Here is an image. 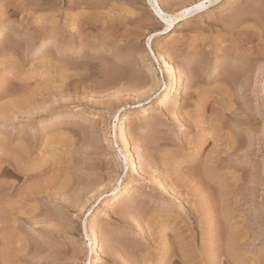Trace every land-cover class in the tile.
Listing matches in <instances>:
<instances>
[{
	"label": "rangeland",
	"instance_id": "rangeland-1",
	"mask_svg": "<svg viewBox=\"0 0 264 264\" xmlns=\"http://www.w3.org/2000/svg\"><path fill=\"white\" fill-rule=\"evenodd\" d=\"M149 4L0 0V264H264V0Z\"/></svg>",
	"mask_w": 264,
	"mask_h": 264
},
{
	"label": "bare ground",
	"instance_id": "bare-ground-1",
	"mask_svg": "<svg viewBox=\"0 0 264 264\" xmlns=\"http://www.w3.org/2000/svg\"><path fill=\"white\" fill-rule=\"evenodd\" d=\"M150 2L149 6H151L152 11L155 12V14L159 17V19L161 20L162 23H164L167 26V29L169 31L168 35L171 34L174 29L176 28L177 24L179 23L180 20L185 19L186 17L190 16V15H194L200 12L202 13V11L204 9H206L208 7V5H212L215 1L217 2L218 0H208V1H204L201 0L200 2H198L196 5L193 4V6L191 7H186L184 8V10L179 14H169L167 12H165V10L162 8V4H160L161 2L159 0H148ZM196 17V16H195ZM194 18V17H193ZM161 61L163 62V64L165 65V67H167V79L171 80L170 83L175 84L176 87L178 88V91L176 93V98L173 101L174 104L176 105H180L183 103V99H184V95L183 92H181V88H184V84L185 81L182 77L178 78L176 75V70L174 69V67L170 64L169 60L167 59V57L165 55H161ZM78 82V81H77ZM85 88V87H84ZM172 91L169 88V86H167L164 95L159 99L160 101V107L161 109L166 110L169 107V103L172 99L171 95ZM125 120H122V127L121 130L122 132V138L127 140V134H126V130L124 129V124H125ZM130 163L133 165L134 169L138 168L137 166V162H136V158L134 155L131 154L130 156ZM114 192V191H113ZM130 192L129 190H116L113 193V200L111 202V208H114L115 206H117L120 202V200L122 198H125L126 195H128ZM126 199V198H125ZM97 218V217H96ZM91 237H92V243L91 246L93 247V249H95L98 254L102 253L101 252V243L98 237V226H97V221L94 218V224L91 228ZM103 248V247H102ZM103 251V250H102ZM99 256V255H98Z\"/></svg>",
	"mask_w": 264,
	"mask_h": 264
}]
</instances>
